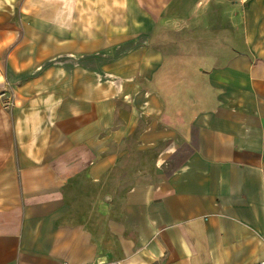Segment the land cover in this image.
I'll list each match as a JSON object with an SVG mask.
<instances>
[{
  "label": "crops",
  "instance_id": "1",
  "mask_svg": "<svg viewBox=\"0 0 264 264\" xmlns=\"http://www.w3.org/2000/svg\"><path fill=\"white\" fill-rule=\"evenodd\" d=\"M264 259V0H0V264Z\"/></svg>",
  "mask_w": 264,
  "mask_h": 264
},
{
  "label": "built area",
  "instance_id": "2",
  "mask_svg": "<svg viewBox=\"0 0 264 264\" xmlns=\"http://www.w3.org/2000/svg\"><path fill=\"white\" fill-rule=\"evenodd\" d=\"M245 1V0H242ZM87 264H119L118 260H103V261H97V262H92V263H87ZM253 264H264V259L257 261Z\"/></svg>",
  "mask_w": 264,
  "mask_h": 264
}]
</instances>
